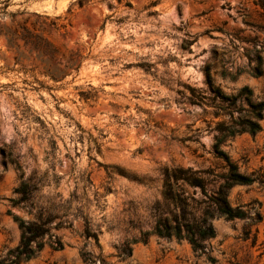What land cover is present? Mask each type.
Returning a JSON list of instances; mask_svg holds the SVG:
<instances>
[{"label": "rangeland", "instance_id": "374dc122", "mask_svg": "<svg viewBox=\"0 0 264 264\" xmlns=\"http://www.w3.org/2000/svg\"><path fill=\"white\" fill-rule=\"evenodd\" d=\"M252 7L249 0H0V26L11 13L29 27L63 24L48 38L84 56L78 72L54 82L42 65L30 72L14 64L0 35V259L20 241L14 215L41 213L61 222L52 232L63 248L45 244L21 264H264V111L259 132L221 139L219 128L239 113L231 108L230 116L209 85L228 95L248 85L264 100V63L262 75L251 74L252 43L240 38L253 34L243 18ZM10 160L22 165V177ZM234 172L253 179L227 195L249 217L214 212L204 254L152 232L158 219L214 210ZM23 181L35 189L16 202ZM86 224L98 243L84 237Z\"/></svg>", "mask_w": 264, "mask_h": 264}, {"label": "trees", "instance_id": "16d2710c", "mask_svg": "<svg viewBox=\"0 0 264 264\" xmlns=\"http://www.w3.org/2000/svg\"><path fill=\"white\" fill-rule=\"evenodd\" d=\"M249 1L253 7L250 11L243 13V18L252 27L253 34L241 36L240 38L246 40L248 43H252V46L247 49L249 71L254 76H260L263 73L264 63V0ZM16 14L11 13L12 19L9 25L4 24L0 26V35L5 38L7 48L14 51V64L19 63L21 64L20 69L30 72L34 71V68L38 65H42L40 72L54 82L61 81L73 72L79 71L84 57L81 48H70L66 52H62L60 47L54 45L47 36L52 32L64 28L65 25L54 24V26H39L36 28L35 24H33L32 27H29L27 19H24L22 23H15L14 17ZM34 14L40 16V14ZM262 34L263 36L261 37ZM25 59H36L38 64L26 68L23 64ZM209 85H211L214 96L226 102L224 110L226 109L230 116L232 114L231 108H233V111L237 110L239 113L238 117H233L229 124L219 128L221 139L242 132L255 134L261 130L260 121L263 118L264 100H255L253 98V91L248 85L241 86L237 93L233 95L225 94L219 86H213L210 81ZM88 95H90L89 92H81V96L84 99L89 98ZM237 102H244L247 104V107L237 106ZM10 161L19 171L20 177H22L24 174L22 165L17 160ZM233 169L235 168L232 165V171ZM185 179L193 186L203 187L202 179L199 177L190 176ZM252 181V178L243 176L238 172L230 174L227 181L221 185L216 196L213 198L214 210L207 208L199 218L176 219L173 223L167 219H158L152 232L159 236H174L177 239H186L194 251L204 254L206 251L204 240L215 236V229L211 222L214 212L228 219L249 217L241 206H232L228 201L227 195L229 188L233 184H245ZM33 189H35V186L27 181H23L16 188V192L20 195L16 202L25 201L30 198ZM169 197L174 198L171 195ZM14 219L17 220L21 231L20 241L15 247L7 251L5 257L0 259V264H21L33 258L45 244H48L52 250L63 248L61 237L52 232V228L57 229L62 227L61 222L52 224L51 219L47 216L43 217L41 213L32 220H25L17 215H14ZM259 220V216L254 220L250 217L251 222L249 224H253ZM83 235L87 239L93 238L98 243L97 232L92 230L88 224L84 228ZM143 241H145V238H143ZM128 251V255H130L131 248H128ZM82 255L85 261L89 259L84 253ZM207 258L212 261L214 260L210 256H207ZM103 263V259H100V264Z\"/></svg>", "mask_w": 264, "mask_h": 264}]
</instances>
